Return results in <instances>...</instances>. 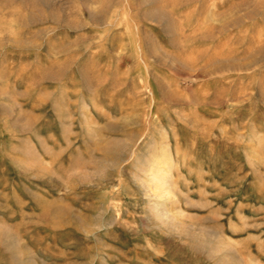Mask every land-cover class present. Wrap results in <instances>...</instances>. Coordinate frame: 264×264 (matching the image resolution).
Here are the masks:
<instances>
[{
    "label": "rangeland",
    "instance_id": "1",
    "mask_svg": "<svg viewBox=\"0 0 264 264\" xmlns=\"http://www.w3.org/2000/svg\"><path fill=\"white\" fill-rule=\"evenodd\" d=\"M0 264H264V0H0Z\"/></svg>",
    "mask_w": 264,
    "mask_h": 264
},
{
    "label": "bare ground",
    "instance_id": "2",
    "mask_svg": "<svg viewBox=\"0 0 264 264\" xmlns=\"http://www.w3.org/2000/svg\"><path fill=\"white\" fill-rule=\"evenodd\" d=\"M138 145H136V143H130L129 148H128V154H130L131 156L138 150ZM166 149H164V153H165ZM161 208V207H159ZM163 214V213H162ZM166 217V216H165Z\"/></svg>",
    "mask_w": 264,
    "mask_h": 264
}]
</instances>
